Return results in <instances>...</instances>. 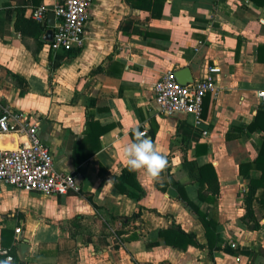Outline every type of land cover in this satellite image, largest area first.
I'll use <instances>...</instances> for the list:
<instances>
[{"label":"crops","instance_id":"obj_1","mask_svg":"<svg viewBox=\"0 0 264 264\" xmlns=\"http://www.w3.org/2000/svg\"><path fill=\"white\" fill-rule=\"evenodd\" d=\"M53 3L0 0V112L31 114L79 191L0 182V250L14 264H264V0H92L83 45L57 51L31 16ZM185 66L193 80L219 67L217 92L198 117L162 114L153 86ZM142 131L168 159L159 180L126 166ZM187 200L215 223L213 259ZM173 226L204 247L165 241Z\"/></svg>","mask_w":264,"mask_h":264},{"label":"built area","instance_id":"obj_2","mask_svg":"<svg viewBox=\"0 0 264 264\" xmlns=\"http://www.w3.org/2000/svg\"><path fill=\"white\" fill-rule=\"evenodd\" d=\"M91 3L92 0H54L53 36L50 41L53 51L83 45ZM47 12L46 6L42 5L33 9L31 16L43 23L47 19ZM219 72V67L210 66L202 77L182 84L177 81L173 69L164 70L153 86V100L158 111L168 115L191 112L200 116L204 96L217 92L213 75ZM256 95L264 102V89L257 90ZM140 133L145 135V131ZM0 134H14L17 137L15 149H0V182L13 188L47 195L79 191L74 174L55 167L53 155L39 137L37 124L32 121L31 114L3 108L0 112ZM15 231L19 233L20 228ZM0 252L5 259L11 257L12 264L15 262L7 250L2 249Z\"/></svg>","mask_w":264,"mask_h":264},{"label":"clouds","instance_id":"obj_3","mask_svg":"<svg viewBox=\"0 0 264 264\" xmlns=\"http://www.w3.org/2000/svg\"><path fill=\"white\" fill-rule=\"evenodd\" d=\"M122 151L129 171L144 170L153 180H159L168 167L167 157L156 150L150 137L141 133H136L135 141L124 145ZM0 264H12V258L2 260Z\"/></svg>","mask_w":264,"mask_h":264},{"label":"trees","instance_id":"obj_4","mask_svg":"<svg viewBox=\"0 0 264 264\" xmlns=\"http://www.w3.org/2000/svg\"><path fill=\"white\" fill-rule=\"evenodd\" d=\"M156 3H153V4H156ZM96 125L97 124L94 122L90 123V125H89L90 126L89 134L90 135H92V134H94V132H96ZM102 131H104V128H99L96 132V136ZM98 148H99V143L97 142L95 146L91 147V150L95 151ZM263 150H264V145L262 146L261 151L263 152ZM258 159H260V156ZM201 170L204 173L206 172L207 176H208L209 171H213L210 164L203 165L201 167ZM211 179L208 178V181H210ZM212 181H217L216 176L212 179ZM187 202L191 205L193 210L197 213L198 217L201 219V221H202V223L206 229L207 243L205 244V246L208 249V255L210 256L211 259H213V247H214V243H215V230H216L215 223L213 220L208 219L206 217V215L198 208V206L195 203H193L190 200H187ZM139 214H140V209H138L134 213V215H139ZM160 236L163 239H165V241H167V242L176 243V244L180 243L182 247H185L187 243H191V244L198 246V247H204V244L199 243L194 238V236L192 237L191 233L185 232L179 226H173V227H169V228L164 229V230H160ZM4 259H5V256L3 257V259H0V261H2Z\"/></svg>","mask_w":264,"mask_h":264},{"label":"water","instance_id":"obj_5","mask_svg":"<svg viewBox=\"0 0 264 264\" xmlns=\"http://www.w3.org/2000/svg\"><path fill=\"white\" fill-rule=\"evenodd\" d=\"M47 20H48L49 28L46 30L44 34V39L51 41L53 36L52 26L54 25V12L52 10L48 11ZM174 75L177 81L182 84H186L193 81V76L188 66L175 70ZM10 138L11 137H9V135L7 134H0V142L4 143V144H0L2 145L0 146V149L8 150V149H15L17 147V138H13V137H12L13 139ZM5 140H9V141L5 142ZM19 246H20V255L24 256L27 248L29 247V244L27 241H22Z\"/></svg>","mask_w":264,"mask_h":264}]
</instances>
